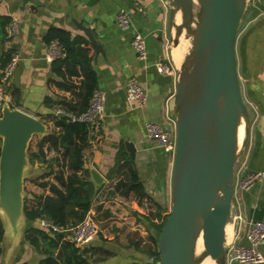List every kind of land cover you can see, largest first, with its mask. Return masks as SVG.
Listing matches in <instances>:
<instances>
[{"label": "crops", "instance_id": "obj_1", "mask_svg": "<svg viewBox=\"0 0 264 264\" xmlns=\"http://www.w3.org/2000/svg\"><path fill=\"white\" fill-rule=\"evenodd\" d=\"M170 7V0H0V16H10L20 26L17 34L10 38L6 35L0 43V64L15 50L21 54L19 66L5 89L12 95L9 104L13 108L34 114L50 131L56 128L54 120L45 116L54 113L57 107L66 110L65 107L69 108L71 104L75 111L80 110L83 75L70 80L75 84L71 89L60 86L57 81L65 82V79L55 70L54 60L46 58V35L53 27L65 29L72 37L85 40L83 45L90 50L97 87L107 93L102 122L98 128L87 125L88 142L83 149L84 168L89 171L86 178L95 187L86 216L92 214L99 226L98 235L89 245L93 247L88 252L90 264H137L152 258L146 243L149 241L152 245L149 233L154 229L150 227L147 215L160 207L167 211L170 205L174 162L147 138L144 127L147 120L170 124L176 119L178 67L174 63V45L169 43ZM250 7L251 18L246 30L237 35L236 49L242 59L241 71L245 74L248 94L256 106L258 119L250 121L248 148L242 152L237 167L264 171V8L259 2L256 7L260 9ZM120 9H127L132 15V26L128 29L117 24L116 15ZM136 31L147 37V60L139 59L132 46ZM164 58L172 61L175 72L162 74L157 70L155 62ZM134 79L147 91L142 105L129 99L127 94L129 82ZM125 140L135 144V157L130 156ZM47 152V158L57 160L63 156L55 149H47ZM56 160H53V172L47 180L55 181ZM31 163L33 169H38V175L51 170L42 160ZM92 170L102 177L100 183L93 179ZM132 170L144 187L143 197L130 188L134 184H131ZM32 191L48 193L49 188L34 184ZM239 214L241 218H237ZM256 219L264 220V179L238 198L235 196L228 238L236 235L240 243L248 244L247 225ZM26 224L29 225L28 219ZM9 244L8 239L2 240L1 264H20L22 261L39 264L41 255L24 235L17 250L8 256ZM261 251L264 253V244ZM231 264L253 263L233 261Z\"/></svg>", "mask_w": 264, "mask_h": 264}, {"label": "water", "instance_id": "obj_2", "mask_svg": "<svg viewBox=\"0 0 264 264\" xmlns=\"http://www.w3.org/2000/svg\"><path fill=\"white\" fill-rule=\"evenodd\" d=\"M249 1L170 0L169 24L174 46L186 31L191 47L178 72L176 93L177 147L173 159L172 205L160 231L157 264H200L210 256L228 264L227 226L234 200L237 162L246 146L251 112L238 71L236 41ZM182 22L177 25V15ZM90 33L89 30H86ZM246 137L239 145V127ZM168 129L171 126L167 125ZM46 123L8 102L0 113V217L9 253L27 229L25 179L33 171L29 142L49 133ZM130 156L136 146L125 140ZM95 182L102 177L92 170ZM202 237L205 251L197 254ZM145 258L144 262H154Z\"/></svg>", "mask_w": 264, "mask_h": 264}, {"label": "trees", "instance_id": "obj_3", "mask_svg": "<svg viewBox=\"0 0 264 264\" xmlns=\"http://www.w3.org/2000/svg\"><path fill=\"white\" fill-rule=\"evenodd\" d=\"M11 20L10 16H0V43L5 40L6 25ZM52 39H58L64 46L66 56L57 58L53 61L56 71L63 75L65 82L57 84L67 89L75 87L74 82H70L76 75H83L82 78V99L79 111L69 104L68 111L82 112L87 108L88 102L94 90L97 88L96 72L92 69V56L88 46L83 45L85 40L80 37H72V34L62 28H51L46 35L49 42ZM87 44V43H86ZM8 55L10 53L8 52ZM8 60V59H7ZM0 64V69L7 61ZM80 67V70L78 68ZM1 77V72H0ZM1 83V82H0ZM50 101V100H49ZM61 105V104H60ZM63 107V106H62ZM54 120L55 129L41 136L36 149L29 151L30 161L36 159L48 163L50 171H44L31 180L40 187L49 188V192H28V198L25 199L24 210L29 225L25 231L24 237L41 255L39 264H90L88 252L93 248L89 245L79 247L71 240L65 238L63 233L52 232L38 224V219L43 216H49L55 222L61 225L74 224L82 221L91 207V202L95 194L94 183L87 179L89 171L84 168L83 149L88 142V124L79 121H71L66 114L49 113L47 116ZM47 149L61 151L60 169L57 170L55 181L46 179L50 172H53L52 163L56 160L54 157L47 158ZM1 151V138H0ZM58 159V158H57ZM60 160V158H59ZM65 170L68 172L66 173ZM134 184L130 186L136 194L145 195L144 187L138 182L137 174L132 170ZM42 179V180H41ZM31 200L30 204L28 200ZM166 210L158 208L147 215L150 227L154 230L149 233V238L155 247L149 245L147 250L150 257L155 258L154 262H141L137 264H157L159 259L158 240L160 231L167 218ZM4 228L0 217V256L2 254V240ZM1 264V263H0ZM20 264H30L28 261H22Z\"/></svg>", "mask_w": 264, "mask_h": 264}, {"label": "built area", "instance_id": "obj_4", "mask_svg": "<svg viewBox=\"0 0 264 264\" xmlns=\"http://www.w3.org/2000/svg\"><path fill=\"white\" fill-rule=\"evenodd\" d=\"M116 21L120 28L128 29L132 26L133 18L129 10L120 9L116 15ZM5 29L7 37L10 38L19 32L20 26L16 20H11L6 25ZM131 43L136 51L137 57L141 60H147L148 45L146 35L141 31H136L133 34ZM46 45L47 60L53 61L57 58L66 56L65 48L58 39H52L47 42ZM20 60L21 54L18 50H15L11 53L10 58L2 67L0 106H2L4 102L10 103L12 101V95L5 89L9 85L10 78L18 68ZM155 64L157 70L162 74H171L175 72L174 65L169 58L159 59ZM127 94L129 99L136 101L139 105H142L147 98L146 88L135 79L129 82ZM106 101V91L97 87L90 97L87 108L82 112H72L57 107L55 113L66 114L71 121L84 122L93 128H98L104 116ZM246 102L249 108L252 107L250 109V112H253L251 122L257 120L258 112H256L254 102L251 100H246ZM167 123L147 120L144 122V127L147 138L157 146L161 147L173 160L177 147L176 119L174 118L173 122H170V124ZM167 125L171 126V129H168ZM246 148L247 147L245 146L243 151H245ZM263 179V170L246 171L245 167H237L236 165L234 198L235 196L238 198L243 192L250 190L257 182L262 181ZM237 218H241V215H237ZM39 220L41 227L49 229L52 232L65 233L66 238H69L79 247L90 245L99 232L98 223L92 214H88L82 221L67 225H61L46 215L41 216ZM245 237L248 240V244L240 243L238 241V236L236 235L231 239L227 236L226 258L228 264H231L233 261L264 264V253L261 251V246L264 244V220H251L247 225Z\"/></svg>", "mask_w": 264, "mask_h": 264}, {"label": "rangeland", "instance_id": "obj_5", "mask_svg": "<svg viewBox=\"0 0 264 264\" xmlns=\"http://www.w3.org/2000/svg\"><path fill=\"white\" fill-rule=\"evenodd\" d=\"M260 1V0H259ZM258 2V1H257ZM256 2V3H257ZM253 4V1H249V3H248V6H247V9H246V12H245V15H244V17H243V20H242V22H241V25H240V27H241V30H240V28H239V30L240 31H238V34L240 33V32H242L243 33V31H245L246 30V28H247V26H248V24H249V20H250V18H251V13H250V9H251V5ZM179 20H181V22H182V17L180 16L179 17ZM175 32H176V30L175 29H173V31H172V29H171V32H170V35H169V43L170 44H172V45H174V43H173V36H174V34H175ZM172 37V38H171ZM182 40H181V52H180V56H179V59H178V57H177V59H176V57H174V63L176 64V66L178 67V70H179V68L181 67V59H182V52H183V47H184V44H185V32L183 33V35H182ZM184 40V41H183ZM183 42V43H182ZM238 47H239V45H238ZM236 52H237V49H236ZM180 60V61H179ZM241 56L239 55V57H238V54H237V61H238V71H239V75H240V78H241V85H242V90H243V94H244V97H245V100H251V98L249 97V94H248V86H247V82H246V79H245V74H243V72L241 71ZM180 62V63H179ZM178 72V71H177ZM178 74H179V72H178ZM252 101V100H251ZM12 102V101H11ZM253 102V101H252ZM12 107V106H11ZM252 108V107H251ZM251 108H249V109H251ZM0 113H1V108H0ZM52 130V129H51ZM40 138V135H38V134H35L33 137H32V139L30 140V142H29V148L31 149V150H33V149H36L37 147H36V143H37V141H38V139ZM28 148V151H30V149ZM248 148V147H247ZM246 154V152L243 154V157H244V155ZM59 156V155H58ZM59 158H61L60 156H59ZM59 158L54 162V167L56 168V169H58L59 170V167H60V165L62 164L61 163V159L59 160ZM37 170L38 169H33V171L31 172V174L30 175H28L27 177H26V179H25V191H26V195H27V197L26 198H28V192L29 191H32V189H33V186H34V182L31 180V176L32 177H34V176H36L37 177V175H38V173H37ZM25 198V199H26ZM29 199V198H28ZM27 199V200H28ZM28 202L31 204L32 203V201L31 200H28ZM171 205H172V199H171V201H170V205H168V208H167V213L168 212H170V209H171ZM147 240H149L148 238H147ZM148 245H150V242L149 241H147V243H146V248L147 247H149ZM153 247H155V246H153ZM207 257H210V256H207ZM210 259H211V261H209L208 263L209 264H216L215 263V261L210 257Z\"/></svg>", "mask_w": 264, "mask_h": 264}, {"label": "bare ground", "instance_id": "obj_6", "mask_svg": "<svg viewBox=\"0 0 264 264\" xmlns=\"http://www.w3.org/2000/svg\"><path fill=\"white\" fill-rule=\"evenodd\" d=\"M181 16V13H179L177 15V18H176V21H177V25L181 24V20H179V17ZM191 38L192 37H188L187 36V33L185 31V44H184V47H183V52H182V59H181V63L185 57V54L188 52L189 48L191 47ZM182 36H181V39H180V43L179 45L177 46H174L173 47V54H174V57H178L179 59V56H180V52H181V40H182ZM184 41V40H183ZM183 43V42H182ZM180 61V60H179ZM180 63V62H179ZM246 123L245 121L243 120L240 127H239V145L241 146L243 140L245 139L246 137ZM245 135V136H244ZM228 228L229 226L227 227V235H228ZM205 251V246H204V243H203V239L202 237L199 238V241L197 243V254H201L202 252ZM211 261L210 257H206L205 259H203L201 261L200 264H209L208 262Z\"/></svg>", "mask_w": 264, "mask_h": 264}, {"label": "flooded vegetation", "instance_id": "obj_7", "mask_svg": "<svg viewBox=\"0 0 264 264\" xmlns=\"http://www.w3.org/2000/svg\"><path fill=\"white\" fill-rule=\"evenodd\" d=\"M257 1H258L259 4L261 5V7L264 8V0H260V1H259V0H253V4H252V8L254 7L253 10H258V9H260V8L256 7V4H257L256 2H257ZM254 12H255V11H254Z\"/></svg>", "mask_w": 264, "mask_h": 264}]
</instances>
